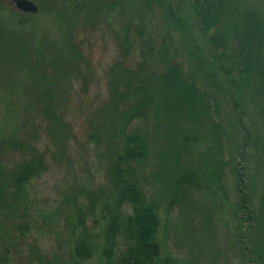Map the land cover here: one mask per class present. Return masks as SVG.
<instances>
[{"label": "rangeland", "instance_id": "374dc122", "mask_svg": "<svg viewBox=\"0 0 264 264\" xmlns=\"http://www.w3.org/2000/svg\"><path fill=\"white\" fill-rule=\"evenodd\" d=\"M30 1L37 6L33 14L19 12L10 0L0 1L3 28L32 33L34 43L42 42L40 54L28 59L42 67L34 77L15 74L10 65L0 68V173L31 151L40 154L44 168L24 185L22 194L0 191V262L104 264L99 250L87 259L72 256L81 232L72 201L85 210L88 231L98 236L101 246V210L110 201L107 162L119 150L122 137L120 123L113 136L105 137L108 123L101 109L110 97V86L122 83L118 69L136 71L147 63L151 80L167 65L179 64L197 81L209 113L191 123L194 142L176 149V176L183 167L194 171L196 185L180 191L175 201L173 185L160 175V156L168 147L162 119L150 113L125 129L130 133L138 128L148 139L147 158L135 177L148 197L161 201L156 235L160 258L175 264H255L240 254L237 244L231 170L241 168L257 204L264 194L260 104L254 106L247 89L238 84L235 69L222 72L220 64L229 69V63L224 57L218 61V52L199 31L192 0H103L60 19L58 12L67 10L70 0ZM240 1L264 12V0ZM125 34L134 44L123 56L120 40ZM147 42L151 54L143 56ZM31 87L50 90L61 127L49 129L47 120L24 108ZM211 121L218 130L209 137ZM169 138L181 141L180 136ZM89 197L95 198L94 220L86 207ZM256 234L257 248L264 253V230Z\"/></svg>", "mask_w": 264, "mask_h": 264}, {"label": "trees", "instance_id": "16d2710c", "mask_svg": "<svg viewBox=\"0 0 264 264\" xmlns=\"http://www.w3.org/2000/svg\"><path fill=\"white\" fill-rule=\"evenodd\" d=\"M100 1L103 0H70L68 9L59 11L57 18L73 17L81 9ZM192 6L199 31L207 37L211 48L218 52V61L221 62L220 57H224L229 63V69L220 64L222 72L230 74V68L235 69L240 79L238 84L247 89L254 106L260 104L258 110L264 130V12L244 5L240 0H192ZM41 44L34 43L32 33L12 32L0 24V68L10 65L16 71H13L15 74L34 77L42 67L35 61L29 63L28 59L40 54ZM132 44L134 42L126 34L122 36L121 55L125 56ZM150 48L149 42L145 43L141 54H151ZM146 68L147 63H141L136 71L118 69L123 76L122 83L110 86V97L101 109L108 123L105 137L113 136L118 123L122 126V137L119 150L107 162L110 201L102 205L104 225L99 238L101 246L97 245L98 236L88 231L82 217L85 210L72 201L77 215L76 223L81 229L71 250L75 258L87 259L99 250L104 264H175L168 258L161 259L159 255L160 245L156 235L160 224V198L148 197L135 177L138 165L147 158L148 139L138 128L130 133L125 129L134 121L149 117L150 113L162 119L168 147L165 149L167 152H162L160 156V175L166 184L173 185L171 197L175 201L180 191L196 185L194 171L183 167L176 176V149L181 146L188 148L194 142L196 135L190 131V125L208 111L204 93L197 81L192 75L184 73L179 64L167 65L154 80L149 78ZM26 96L29 100L23 105L25 109H33L40 118L47 120L49 129L61 127L49 89L31 87ZM229 105L235 109L232 102ZM217 130L218 125L211 121L207 129L208 136L212 137ZM170 135L180 136L182 144L181 141L177 144L176 138L170 139ZM93 136L100 138L99 135ZM29 155L11 170L0 173V191L4 189L13 194H22L24 185L44 168L39 153L31 151ZM231 173L237 195L234 217L240 254L251 258L255 264H264V253L257 248L259 241L256 239L257 230H264V194L256 204L241 168L233 167ZM215 174L219 179V169ZM94 201L95 198L89 197L86 206L93 220ZM123 207L127 208L126 212ZM244 229L247 232L245 239L242 233Z\"/></svg>", "mask_w": 264, "mask_h": 264}, {"label": "water", "instance_id": "95a60500", "mask_svg": "<svg viewBox=\"0 0 264 264\" xmlns=\"http://www.w3.org/2000/svg\"><path fill=\"white\" fill-rule=\"evenodd\" d=\"M3 1V0H0ZM14 7L21 13H35L37 11V6L30 0H10ZM25 18L19 20V24H23Z\"/></svg>", "mask_w": 264, "mask_h": 264}]
</instances>
